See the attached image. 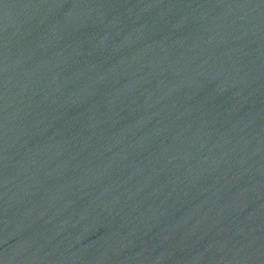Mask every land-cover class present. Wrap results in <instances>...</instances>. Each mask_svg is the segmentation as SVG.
Returning <instances> with one entry per match:
<instances>
[{
    "label": "water",
    "instance_id": "water-1",
    "mask_svg": "<svg viewBox=\"0 0 264 264\" xmlns=\"http://www.w3.org/2000/svg\"><path fill=\"white\" fill-rule=\"evenodd\" d=\"M0 264H264V0H0Z\"/></svg>",
    "mask_w": 264,
    "mask_h": 264
}]
</instances>
